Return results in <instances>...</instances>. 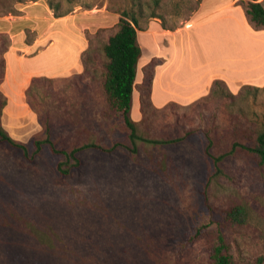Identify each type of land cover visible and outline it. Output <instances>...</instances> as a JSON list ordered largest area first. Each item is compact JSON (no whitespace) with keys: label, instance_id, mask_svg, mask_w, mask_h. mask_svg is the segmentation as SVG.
<instances>
[{"label":"rangeland","instance_id":"374dc122","mask_svg":"<svg viewBox=\"0 0 264 264\" xmlns=\"http://www.w3.org/2000/svg\"><path fill=\"white\" fill-rule=\"evenodd\" d=\"M239 1L0 0L1 127L28 143L44 139L46 123L57 149L102 148L80 151L61 176L47 145L31 161L0 145V264H208L216 228L236 264H264V164L236 151L215 173L204 154L249 144L264 125V29ZM123 13L136 19L142 50L137 134L169 141H137L135 154L102 89L103 46ZM162 29L176 32L150 34ZM157 66L167 71L156 84L161 108L146 91ZM211 72L228 79L221 93L164 99ZM235 204L247 210L240 226L224 220ZM206 222L205 235L183 243Z\"/></svg>","mask_w":264,"mask_h":264},{"label":"trees","instance_id":"16d2710c","mask_svg":"<svg viewBox=\"0 0 264 264\" xmlns=\"http://www.w3.org/2000/svg\"><path fill=\"white\" fill-rule=\"evenodd\" d=\"M245 15L255 29H264V7L258 0H240ZM141 47L137 39V21L133 16H127L125 13L118 19L117 29L115 33L109 36L107 43L103 46V53L107 59L104 65V77L102 81V89L105 100L109 109L119 120L123 131L128 139L127 149L131 154L136 153V142L144 141L151 144H164L169 141L162 140H146L137 134V123L131 118V108L133 100L134 82L137 72L138 61L141 57ZM153 74L146 79V91L150 95V88ZM34 84V81L31 85ZM221 84L225 85L220 80H214L211 87L210 95L221 93ZM247 86L245 88H248ZM232 97V94H227ZM149 103H151L149 101ZM4 105V104H2ZM144 103H141L143 108ZM44 139L33 137L28 143H23L13 139L0 125V145H5L13 150H16L22 158L31 161L34 156L41 150L42 145H47L50 154L57 156L59 161L56 164V172L64 176L68 173L67 165H79L80 161L77 154L87 148L101 150L95 144H85L79 147H74L70 150L57 149L49 138V127L43 123ZM210 143H208L209 147ZM110 148L109 150H111ZM236 151H242L254 156L258 164H264V125L255 132L252 141L249 144L235 141L231 145L230 151L227 153L213 156L205 149V155L211 161L213 172H219L218 163L226 155ZM247 210L241 204L233 205L224 214V220L232 225L240 226L245 223ZM211 222L200 224L190 233H185L183 243L188 244L202 237L211 227ZM213 238L208 246V264H236L234 256L231 252V247L224 237L220 228L212 231ZM263 258H258L256 264H262Z\"/></svg>","mask_w":264,"mask_h":264},{"label":"crops","instance_id":"0c3cea01","mask_svg":"<svg viewBox=\"0 0 264 264\" xmlns=\"http://www.w3.org/2000/svg\"><path fill=\"white\" fill-rule=\"evenodd\" d=\"M258 2H261L263 7H264V0H258ZM179 29L180 28H178L176 30H179ZM176 30L175 31H169V30H163V29L160 30V31H155L154 30V31H151L150 34L154 35L156 33H159L160 35H162L164 37H167V36H170L173 33H175ZM137 33H138V31H137ZM147 54H148L147 57H149V58L150 57L155 58V56L157 55V54L150 53L149 51L147 52ZM141 56H142V52H141ZM149 58H146V59H149ZM140 59H141V57H140ZM140 59H139V61H140ZM139 61H138V64H139ZM165 61L166 60H164V62ZM163 67L164 66H162V68ZM243 68H245V67L244 66H239L237 69H243ZM137 70H138V66H137ZM168 71L173 73L175 70H168ZM162 72H167V71H162V69L159 68L158 66L154 68L153 78H152V83H151V88H150L151 103L156 108H158V107L161 108L160 104H158V102L155 100V95H156V89H157L156 88V84L158 83V81L161 80V78L164 79L163 76H162ZM137 73L138 72H136L135 81H136V78H137ZM174 73L177 75V77L180 78V74H181V70L180 69L178 71L176 70V72H174ZM218 74L215 73V72H213V73L211 72V73H208V74H200L199 73L198 76L196 77L195 81H194V85L193 86H190V87L187 88V86L183 85L182 86V92H180V94H178L176 98H174V97H171V98L166 97L165 98L164 97V99L167 100V103L171 102V103H175V104H182L183 101H181V99L190 98L191 101H193V100H197L199 98H202V97L206 96L205 95L206 93H204V92H207L208 90H210L211 83H212L213 80H221L225 84H227V82H228L227 81L228 80L227 77L224 74H219V75ZM134 84H135V82H134ZM201 92H203V93H201ZM132 103H133V100H132ZM131 111H132V108H131ZM136 120H137V117H136Z\"/></svg>","mask_w":264,"mask_h":264}]
</instances>
